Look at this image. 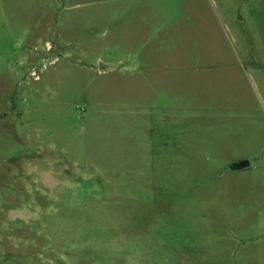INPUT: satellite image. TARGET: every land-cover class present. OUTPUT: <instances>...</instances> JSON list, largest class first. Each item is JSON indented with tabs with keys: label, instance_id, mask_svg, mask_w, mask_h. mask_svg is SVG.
<instances>
[{
	"label": "rangeland",
	"instance_id": "374dc122",
	"mask_svg": "<svg viewBox=\"0 0 264 264\" xmlns=\"http://www.w3.org/2000/svg\"><path fill=\"white\" fill-rule=\"evenodd\" d=\"M0 264H264V0H0Z\"/></svg>",
	"mask_w": 264,
	"mask_h": 264
},
{
	"label": "water",
	"instance_id": "95a60500",
	"mask_svg": "<svg viewBox=\"0 0 264 264\" xmlns=\"http://www.w3.org/2000/svg\"><path fill=\"white\" fill-rule=\"evenodd\" d=\"M249 167V162L247 160H242L236 162L230 166V170H241Z\"/></svg>",
	"mask_w": 264,
	"mask_h": 264
},
{
	"label": "flooded vegetation",
	"instance_id": "af4514ba",
	"mask_svg": "<svg viewBox=\"0 0 264 264\" xmlns=\"http://www.w3.org/2000/svg\"><path fill=\"white\" fill-rule=\"evenodd\" d=\"M42 203H43V205H44L45 203H47V205H49L50 202H41V203L38 202V205L40 206V205H42ZM52 203H53V202H52ZM11 208H12V207H11Z\"/></svg>",
	"mask_w": 264,
	"mask_h": 264
}]
</instances>
